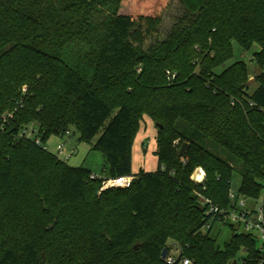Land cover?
<instances>
[{
  "label": "trees",
  "instance_id": "trees-1",
  "mask_svg": "<svg viewBox=\"0 0 264 264\" xmlns=\"http://www.w3.org/2000/svg\"><path fill=\"white\" fill-rule=\"evenodd\" d=\"M179 1L146 46L166 0H0V264H264L253 234L229 224L222 248L205 228L219 221L211 204L232 205L235 160L238 195L264 199V0ZM235 42L259 68L252 92L244 60L225 66ZM145 117L162 126L157 168L134 174ZM72 128L97 138L104 175L43 145ZM127 175L131 186L101 190Z\"/></svg>",
  "mask_w": 264,
  "mask_h": 264
},
{
  "label": "rangeland",
  "instance_id": "rangeland-1",
  "mask_svg": "<svg viewBox=\"0 0 264 264\" xmlns=\"http://www.w3.org/2000/svg\"><path fill=\"white\" fill-rule=\"evenodd\" d=\"M123 12L130 14L133 18L137 20L138 16L140 15L138 12H133L128 8H123ZM184 7L179 0H166V6L162 10V23L158 28V31L154 34L147 37L146 46L150 43L154 42L157 38L162 39L165 37L172 26L176 23L177 19L183 14ZM257 49V47L255 48ZM253 52L252 51H244L240 47V45L235 42L234 43V56L229 62L225 64V66L233 63L236 60H244L248 64L249 72L251 79L254 80L255 74L259 72V68L254 60ZM220 70V69H219ZM253 85L251 86V92L255 90L257 84L252 81ZM156 127V126H155ZM157 128H154V132ZM33 129L27 130V135L30 136L32 134ZM153 131V128H152ZM81 133L77 128H72L71 133L69 135H65L64 137L59 135H51L43 145L47 148V150L57 156H59L63 161L71 166H83L84 168L90 170L92 173H95L99 176L104 175V171L107 169L106 166V159L104 153L99 150L93 148V144L96 142L95 140L87 141L80 138ZM151 138H144L142 139L140 144L141 151L144 152V145L146 144V152L151 147L153 143H150ZM65 144L66 153L73 152L72 156L69 159H66L64 154L58 153V144L60 143ZM137 141L135 143V148L133 151V165L132 168L134 171H138L139 167L142 165V158H138L136 150ZM215 153L219 154L223 158H228L229 156L227 153L218 147L211 148ZM144 152V153H146ZM142 153L140 154V156ZM145 167L148 169H155L157 167V156L152 154H148L145 158ZM237 167L233 174L231 191H233L236 195H238V190L241 183V174L238 169V166L241 167V164L238 160H235ZM240 195V194H239ZM241 198L246 200L248 208H257L260 204L261 200H253L248 197H243L240 195ZM241 231H246L244 228H240ZM206 231V229H204ZM233 235V230L229 224L223 223L222 221H216L213 223L211 236L217 239L218 244L223 248L225 243L229 242ZM169 246L171 249L170 255L171 256H178L180 252V246L173 240H169ZM245 253L242 251L239 255L242 256ZM240 258L238 259V264H240Z\"/></svg>",
  "mask_w": 264,
  "mask_h": 264
},
{
  "label": "built area",
  "instance_id": "built-area-1",
  "mask_svg": "<svg viewBox=\"0 0 264 264\" xmlns=\"http://www.w3.org/2000/svg\"><path fill=\"white\" fill-rule=\"evenodd\" d=\"M167 79L169 82H173L176 78V73L167 69L166 70ZM27 134V132H25ZM70 132L68 131L66 135H69ZM28 136V135H27ZM31 138L34 137V131L29 136ZM36 143L40 144L41 139L36 138ZM74 152V151H73ZM73 152L66 153L65 144L62 142L58 144V153L64 154L66 159H69ZM100 177L99 175L93 173L91 178ZM133 175L127 176H117L107 178L102 182L101 190L111 188V187H129L134 181ZM244 197V196H243ZM230 199L232 201V205L229 208H219L218 206H214L211 204L210 208L207 210V214L211 216V218H215L219 216V221H222L226 224H233L235 228L241 231L240 228H244L246 233L253 234L258 240V248L260 252L264 253V199L258 198L261 200L260 204L257 208H248L246 200L241 198L240 195H236L233 191H230ZM253 200H257L255 198H251ZM205 204H210L209 200H204ZM213 223L210 220L205 228H212ZM170 261H174L172 257L169 258ZM182 264H191L189 259H184Z\"/></svg>",
  "mask_w": 264,
  "mask_h": 264
},
{
  "label": "crops",
  "instance_id": "crops-1",
  "mask_svg": "<svg viewBox=\"0 0 264 264\" xmlns=\"http://www.w3.org/2000/svg\"><path fill=\"white\" fill-rule=\"evenodd\" d=\"M152 128H153V131H152ZM154 128H156V127H155V123L153 122V120L149 117H145V121L142 123L141 130L139 131V134L136 138V141H137L136 145L137 146H136V150H135L137 152L138 158H142V165L139 167L138 171L133 170L134 174L138 173L141 169H144L146 171H153L157 168L156 167L155 169H148L145 167V164H146L145 158L148 156V154L154 153V155H155V152L157 149V144H156L157 129L154 132ZM144 138H151V139H149L150 143H153L151 147L149 146V149L147 150L146 153L141 151L140 144H139V142L141 143L142 139H144ZM136 141H135V143H136ZM135 143H134V145H135ZM134 148H135V146H133V151H134ZM141 153H142V155L140 156Z\"/></svg>",
  "mask_w": 264,
  "mask_h": 264
},
{
  "label": "water",
  "instance_id": "water-1",
  "mask_svg": "<svg viewBox=\"0 0 264 264\" xmlns=\"http://www.w3.org/2000/svg\"><path fill=\"white\" fill-rule=\"evenodd\" d=\"M252 81H253V80H251V82H252ZM155 126L158 127V128H162V126L159 125V124H155ZM187 147H188V144L185 143V144L182 146V148H181V150H180V153L183 154V153L186 151ZM237 234H240V232H238ZM162 257H163V258H166V257H167V250H166V249H164ZM233 264H237V261L235 260V261L233 262Z\"/></svg>",
  "mask_w": 264,
  "mask_h": 264
}]
</instances>
